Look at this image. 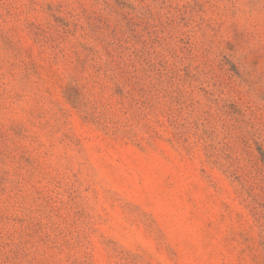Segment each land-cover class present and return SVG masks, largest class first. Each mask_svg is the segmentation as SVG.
I'll use <instances>...</instances> for the list:
<instances>
[{
  "label": "rangeland",
  "instance_id": "rangeland-1",
  "mask_svg": "<svg viewBox=\"0 0 264 264\" xmlns=\"http://www.w3.org/2000/svg\"><path fill=\"white\" fill-rule=\"evenodd\" d=\"M0 264H264V0H0Z\"/></svg>",
  "mask_w": 264,
  "mask_h": 264
}]
</instances>
